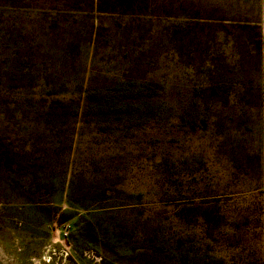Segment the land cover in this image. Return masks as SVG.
<instances>
[{
    "label": "rangeland",
    "instance_id": "1",
    "mask_svg": "<svg viewBox=\"0 0 264 264\" xmlns=\"http://www.w3.org/2000/svg\"><path fill=\"white\" fill-rule=\"evenodd\" d=\"M0 264H264V0H0Z\"/></svg>",
    "mask_w": 264,
    "mask_h": 264
}]
</instances>
